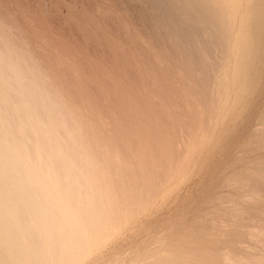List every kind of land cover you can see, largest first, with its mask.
Listing matches in <instances>:
<instances>
[{"label":"rangeland","instance_id":"obj_1","mask_svg":"<svg viewBox=\"0 0 264 264\" xmlns=\"http://www.w3.org/2000/svg\"><path fill=\"white\" fill-rule=\"evenodd\" d=\"M210 1L183 0L184 4L186 2L187 6H191H189V13H186L185 9L187 7L182 5L183 3L181 4V0H176V2H173L174 4L170 0H0V38L2 40H0V45L2 44L0 48L4 45V48L1 49L4 55L0 54L1 59L2 57L3 59L0 60L5 63L6 61L11 62L12 66L10 64L8 66L15 68V74L12 71L14 69H10L13 76L16 74L19 76L22 72L24 73L23 78H25L18 79L16 76V78L12 76L11 79L9 76L7 77L8 66H5L7 67L5 75H1L7 78L1 77V79L3 78V82L4 79L5 81L6 79L12 80H7L4 85H14H12L14 88L8 86L11 89L13 88L10 93L13 90H15L13 92L19 91L16 92V98L21 91V89L16 90V88L22 85V90L24 88L25 90L21 93L31 91L30 95L33 94L31 97L34 98L35 94L40 96L37 98L45 101L42 103H45L47 108L43 111L47 110L45 114L48 115L42 116V111H39L41 115L37 113V110L42 109V106H40L42 103H40V107L37 106L39 109L34 108L36 105L33 104L38 100L32 98V101L36 100L32 103L28 98L29 96H24L25 93L20 95L21 98L24 97L22 98L23 101L29 100L27 101L28 105H33V111H36L35 113L32 111L34 114L31 113V117H34L30 120L31 122L27 120L31 118L29 116L30 112L25 116L30 117L26 118L27 123H32L35 120L34 125L36 126L38 121L42 123L45 119L47 125L42 123L43 127L42 124L37 126L38 128L35 127L44 133L42 135L43 140L39 141L38 137L37 141L35 139L31 141V148L36 142L30 150V154L34 156L30 155L32 162L30 157L25 158V155L27 154L26 157H28L29 154L21 142L19 146L22 152H19L20 149L15 151L17 156L15 160H19H17L18 163L15 161L14 164H16L17 170L21 167L24 171L30 168L29 175H34L35 180H39L40 177L42 184L39 185L41 190H44V193L46 192L43 195L45 202L49 204L50 209L53 207L52 212L54 210V215L59 213L58 215L62 216V223L65 225L59 223L56 220L57 217L51 215V210L47 206V209L46 207H40L41 213H38L39 210L36 212V209L30 207L31 212L30 214L27 212L25 217L29 221H36L35 223L44 231L46 230L45 221L54 219V225L57 224L54 227L56 228L55 234L58 236L60 243L62 242V245L65 244L68 248L72 247V239H70L72 238V231L66 226V223L69 217L76 223L75 225L78 226L83 235V248L81 247L74 256L69 254L65 259V264H141L142 261V264H144L145 260H153L149 263L145 261L146 264H158L156 263L158 260L164 259L161 260L162 262L168 258L171 259L170 257L177 264H181V261L183 264L186 262L187 264H204L201 260L203 258V260L205 258L209 259L210 263L205 260L208 264L213 262V264H228L229 256L227 253H232L230 256L234 255L240 258L237 261L233 257L235 260L231 261L235 264L247 260L248 257L249 261L261 257H263L262 260L264 259V251H262L264 246L261 249L259 248L262 242L264 244V232L261 233L264 225L260 228V225L264 224V217L262 216L263 220L261 219L263 222L257 219L256 221L252 217L255 215V217L261 218L260 214L264 212V190L259 185L263 183V186L264 182L260 181L258 183L261 189L258 185H255V188L257 186L262 193L259 191H257L258 193L253 192L258 200H254L255 194L254 196L250 194L255 190L254 187L252 188L254 184L251 186L253 190L249 187L250 193L248 196L252 195L250 199L254 201L249 200V202L244 198V202H254V205L245 202L249 204L247 206L241 199L244 197L243 190L245 192L248 189L246 187L242 189L241 185L243 184L238 185V183H244L246 178L250 176L245 174L246 177H243L245 180L242 179L241 181L242 176H244L242 174L243 169L244 173L246 171L249 173V164L254 166L257 162L264 161V141L261 142L262 138L264 140V0H212V5L219 12L215 11L216 9L210 4ZM200 2L199 7L198 3ZM208 2V9L214 10L213 13H210V10L207 9ZM175 3L177 5L181 4V6L178 5L180 8L176 7ZM203 3L204 5H202ZM181 7H185L184 12ZM198 12L202 13L197 14ZM204 12L207 14L205 15ZM222 12H225L224 14L227 16ZM256 12L258 13L256 14ZM259 13L262 14L261 19ZM172 16L176 19L175 22H173L174 18ZM225 17H229L231 20L227 18V23H225ZM254 17H257L255 20L261 23L255 22ZM205 19L208 24H206L207 27L203 22L206 23ZM178 21H183L187 28H183L184 23L181 22V24L183 23L182 26ZM199 22L200 24H198ZM222 23L225 24L226 29L224 25L222 26ZM256 23L260 27H257ZM188 24L190 27L186 26ZM213 24H219L220 26L215 27ZM223 28L228 31L223 30ZM227 32L230 34L225 35L228 34ZM180 34L183 35V38L186 36L185 39L182 40ZM201 38H203V42L206 39L209 40V43L205 41L203 44L202 40H199ZM186 39L190 44L184 42ZM197 39L198 42L195 41ZM211 39L215 42L210 43ZM180 42H184L187 47L191 45V47L188 49ZM195 44L197 45L193 46ZM203 48H205V51ZM1 50L0 53H2ZM5 50L8 52H6L7 54ZM255 50L256 53L253 52ZM253 53H255L254 56ZM201 54L204 57L201 58ZM6 55L10 58L7 57L5 60ZM194 56H197L196 59ZM217 57L219 58L217 59ZM252 59L255 61L253 62ZM257 60L258 63L256 64ZM0 63L2 65H0L2 69L0 72L2 73L4 72L5 63ZM192 64H195V67ZM213 65L218 68L214 70ZM233 65L234 68L231 67ZM223 67L230 70H224ZM201 68H205L203 70L207 71L205 72ZM191 69L196 70H194V76ZM198 69L201 70L199 75L201 81L198 78L196 79V76H198L196 73L200 72ZM221 71L225 73L223 78ZM251 71L254 72L251 73L252 75L250 74ZM205 73H208V77ZM244 74H247V78L251 77V82H249V79L247 81ZM20 76L22 77V75ZM236 77L240 78L237 79ZM204 78L209 80L206 81ZM241 78L243 79L242 83ZM15 79H18L19 83ZM13 80L17 83H12ZM245 80L249 83H246ZM23 81L26 83L28 81L29 85L24 86L25 82ZM232 82H234V85H231ZM235 83L239 87L241 85V87L239 88L237 85L234 87ZM206 84L208 87H206ZM27 87H30L31 90L28 91ZM244 87L246 88L245 92ZM4 88L6 89V87ZM207 88L209 92L205 91ZM6 90L5 92L0 90L1 94H3L2 92L6 93V97L4 94V97L3 95L0 96L2 101L7 99L12 102V99L15 100L14 93L10 95V93H7L9 91ZM7 95L9 96L7 97ZM25 95H28V93ZM166 95L168 96L166 97ZM10 96H13V98L10 99ZM20 97L18 96L19 99ZM17 101L22 102L18 99ZM17 101L15 100L18 105L15 103V110L19 108V112L22 104L20 106ZM30 101L32 105L29 104ZM5 103L6 101L0 103V105L4 104L2 110H0L4 111L2 114L0 112L1 117L7 120L10 114H13L11 116L13 122L10 121L11 118L10 120L8 118V122H6L9 125L10 122L12 123L11 128L18 125L17 128L19 129L20 125H23L20 121L22 116H18V119L16 114L18 112H15L14 108L12 109L10 106H8V110H11V113L8 115ZM35 104L38 105V103ZM12 105L14 106L13 102L11 107ZM29 106L26 105V108ZM213 109L215 116L211 113ZM31 110L32 108L28 111ZM54 113L58 114L55 116L56 118L52 117L53 119H51V115L53 116ZM14 114L18 122L13 118L15 117ZM40 117L43 120L40 121ZM57 117L58 122L62 120L63 123L54 124L53 129V123H50H55ZM24 119L23 117L21 120L24 121ZM184 120L186 123L183 122ZM2 121L4 122V120ZM41 127L46 128V131L42 130ZM12 129V131L18 130ZM59 129L64 130L65 133ZM261 129L263 134L261 131L259 132ZM54 130L57 132L55 133ZM260 134L262 138L258 140L257 137L259 138ZM50 135L54 136L52 142L55 147L51 142H48L51 140ZM55 135L58 139L55 138ZM58 135H62L66 139ZM44 136H47V140L44 139ZM59 140H63L65 144ZM37 142L39 145H37ZM43 149L46 150L43 151ZM24 150H26V154H24ZM55 153H58L61 160ZM41 154L44 156H41ZM21 156L28 164L22 162ZM55 156L58 161L55 160ZM38 157L46 163H41L43 161L38 160ZM33 158L36 159V162ZM44 158L46 159L44 160ZM51 158H53L54 163L56 162L55 164L52 163ZM62 160L64 164H61L63 163ZM34 163H37L35 166L38 171L40 168L45 170L38 173ZM262 163L264 164V162ZM30 164L34 167L32 168ZM53 164L54 167L59 164V168H54ZM111 164L113 168H110L112 167ZM259 164H257L259 166L257 167L261 168V171L257 170L262 172L264 167ZM62 165L66 167H62ZM23 166L27 167L23 168ZM245 166H247V170ZM253 166H251V169L253 168L254 176L259 177L263 174L260 177L264 178V172L259 174ZM70 167L74 170L73 172ZM110 170L111 172H109ZM27 172H22L21 176L22 174L28 175ZM256 172L259 175H255ZM240 173L242 176L238 175ZM233 175L235 181L236 179L240 180H237L238 183L231 181L230 178H233ZM73 177L78 178L73 179ZM253 178L256 179V177ZM42 179L48 184L46 185ZM227 181H230L231 185L228 186ZM246 181L247 184L249 180ZM234 184L238 187L236 185L232 187ZM125 185L126 187H124ZM62 192L66 194H64L67 197H64L66 201H64ZM25 194L21 193L17 197L22 198ZM261 195L263 196L262 199L260 198ZM245 197H247V194ZM10 198L6 202L7 209H4L3 205L4 210L9 211L10 207L16 205L13 202L15 198H11L13 201ZM233 198L237 207L232 205L234 201L231 199ZM247 198L249 199V197ZM238 200L241 202L237 203ZM11 202L14 205H11ZM49 202L53 203L52 205L55 207L50 206L51 203ZM227 208L228 210L230 208L231 211L229 212ZM236 208L239 209L236 210L239 214H243L244 219L243 216L240 219L241 215L239 216L238 213L235 214L237 218H234ZM46 210L49 212H45ZM231 213H233V221L237 222L239 220L238 224H233L232 220L230 222L231 215L229 214ZM249 214L250 216H247ZM13 216L11 215L12 222L18 225L17 218ZM42 216L47 220L43 219ZM226 216H230V218L227 219ZM34 217L37 220H34ZM238 217L240 218L238 219ZM213 221H215V224ZM258 221L262 223L259 224ZM258 228H260V232ZM64 230L68 231L65 232ZM5 233L0 232V235L3 236H0V243H2L0 248L4 250L3 253L7 258L14 259L10 261L7 259V264H17L15 257L6 245L10 241L11 235L8 234L9 232ZM248 233L256 236H253L251 240V234ZM43 234L46 236V231ZM6 235H10V237L8 236V238ZM257 236L261 237H259V240L261 239L258 242L259 245L255 242ZM20 237L23 239L24 235L21 233ZM21 243L24 245H20V255H22L20 259H24V261L21 262L20 260V262L31 264L26 255V250L22 252L25 249L23 246L26 247L27 244L24 241ZM40 244H36L37 246L34 244L38 255H42L46 251L47 243H42L44 248ZM254 244H256V247H254ZM255 249L256 251H254ZM257 251H260V255L253 254ZM194 252L200 254L196 255ZM192 253L195 258L199 255L201 259L198 256L199 258L193 260ZM10 254L13 257H10ZM176 254L179 255L178 258ZM201 254H203V257ZM252 254L253 256H251ZM190 255L193 259L190 258ZM220 256L226 259L222 261ZM153 257L155 258L153 259ZM169 259L167 263L165 262L166 264L169 261V264L173 262ZM160 264H163V262Z\"/></svg>","mask_w":264,"mask_h":264},{"label":"bare ground","instance_id":"obj_2","mask_svg":"<svg viewBox=\"0 0 264 264\" xmlns=\"http://www.w3.org/2000/svg\"><path fill=\"white\" fill-rule=\"evenodd\" d=\"M170 1H172V3H173V2H176V0H175V1L170 0ZM181 1H182L181 4L183 3L182 5L185 6V5H186V2H185V4H184L183 0H181ZM185 1H187V0H185ZM204 1H206V0H204ZM211 1H212V0H211ZM211 1H210V4L212 5ZM177 2H178V1H177ZM195 2H196V1H195ZM252 2H253V1H252ZM158 3H159V2H158ZM205 3H206V2H205ZM163 4H164V3H163ZM173 4H174V3H173ZM181 4H178V5L181 6ZM198 4H199V7H200L201 2L198 3ZM217 4H218V3H217ZM219 4H220V3H219ZM221 4H222V3H221ZM175 5H177V4L175 3ZM178 5H177L176 7H179ZM187 5H188V4H187ZM187 5H186L185 7L188 8L190 5H189V6H187ZM202 5H204V3H203ZM202 5H201V6H202ZM208 5H209V2H208V4H207V9H208ZM259 5H260V4H259ZM212 6H213V5H212ZM220 6H221V5H220ZM185 7H184V8H185ZM190 7H191V6H190ZM190 7L188 8V10H187V8L185 9V10L187 11L186 13H189ZM203 7H204V6H203ZM213 7H214V6H213ZM213 7L210 6V8H213ZM258 7H259V6H258ZM179 8H180V7H179ZM182 8H183V7H181V9H182ZM184 8H183V10H182L183 12H184ZM205 8H206V7H205ZM214 8H215V7H214ZM214 8H213V9H214ZM221 8H222V7H221ZM226 8H228V7H226ZM253 8H254V7H253ZM166 9H167V8H166ZM168 9H169V8H168ZM181 9H179V10H181ZM193 9H194V8H193ZM215 9H216L215 11L218 10L217 8H215ZM254 9H255V8H254ZM174 10H175V9H174ZM209 10H210V13H211V12L213 13V11H214V10L211 11L212 9H208V11H209ZM220 10H221V9H220ZM228 10H229V9H228ZM230 10H231V9H230ZM230 10H229V11H230ZM172 11H173V10H172ZM176 11H177V10H176ZM221 11H222V10H221ZM256 11H259V10H256ZM161 12H162V11H161ZM166 12H167V11H166ZM183 12H182V13H183ZM202 12H203V11H202ZM202 12H201V13H202ZM217 12H219V11H217ZM217 12H216V13H217ZM253 12H255V11H253ZM162 13H163V12H162ZM201 13L198 12L197 14H201ZM204 13H205V15L207 14L206 12H204ZM222 13H223V12H222ZM224 13H225V12H224ZM224 13H223V14H224ZM257 13H258V12H256V14H257ZM261 13H262V12H261ZM261 13H259V14H261ZM184 14H185V13H184ZM195 14H196V13H195ZM262 14H263V13H262ZM262 14L260 15V19H261V17H262ZM205 15H204V16H205ZM217 15H218V13H217ZM224 15L227 16L226 14H224ZM163 16H164V15H163ZM173 16H174V15H173ZM173 16H172V18H174ZM175 16H176V15H175ZM204 16H203V17H204ZM255 16H256V15H255ZM183 17H184V16H183ZM186 17H187V16H186ZM198 17H199V16H198ZM257 17H258V16H257ZM257 17H254V20H255ZM167 18H168V16H167ZM206 18H208V17H206ZM220 18H221V17H220ZM225 18H226V17H225ZM225 18H224V19H225ZM227 18H228L229 20H231L229 17H227ZM227 18L225 19V20H226L225 23H227ZM232 18H233V17H232ZM174 19H175V18H174ZM174 19H173V22L176 21V19H175V20H174ZM199 19H200V18H199ZM199 19H198V20H199ZM210 19H211V18H210ZM258 19H259V18H258ZM260 19H259V20H260ZM171 20H172V19H171ZM205 20H206V19H205ZM225 20H223V21H225ZM183 21H184V18H183ZM183 21H181V22H183ZM178 22H179V24H181L180 21H178ZM203 22H204V24H205V26H206V24H207V20H206V23H205V21H203ZM213 22H214V20H213ZM213 22H212V23H213ZM228 22H229V21H228ZM255 22H257V20H255ZM170 23H171V22H170ZM183 23H184V22H183ZM183 23L181 24L182 26H183ZM185 23H186V20H185ZM185 23H184V27H183V28H187V27H185ZM195 23H196V22H195ZM217 23H218V22H217ZM219 23H220V22H219ZM232 23H233V21H232ZM253 23H254V22H253ZM257 23L260 24L261 22H260V23L257 22ZM257 23H256V24H257ZM174 24H175V23H174ZM198 24H200V22H199ZM204 24H202V25L204 26ZM220 24H221V23H220ZM258 24H257V27H260V26H258ZM207 25H208V24H207ZM213 25H214V24H213ZM223 25L225 26V24L222 23V26H223ZM226 25H227V24H226ZM228 25H229V24H228ZM175 26H176V25H175ZM186 26L190 27L189 24L186 25ZM214 26L217 27V26H220V25H219V24H215ZM230 26L232 27V25H230ZM254 26H255V25H254ZM206 27H207V26H206ZM209 27H211V26H209ZM227 28H228V26H227ZM232 28H233V27H232ZM179 29H180V28H179ZM225 29H226V26H225ZM225 29L223 28V30H225ZM228 29H229V28H228ZM183 30H184V29H183ZM189 30H190V28H189ZM230 30H231V29H230ZM230 30H229V31H230ZM190 31H191V30H190ZM195 31H196V30H195ZM197 31H198V30H197ZM225 31H228V30H225ZM172 32H174V31H172ZM252 32H253V31H252ZM175 33H176V32H175ZM185 33H186V32H185ZM188 33H189V32H188ZM201 33H202V32H201ZM222 33H223V32H222ZM227 33H228V32H227ZM254 33H255V30H254ZM182 34L185 35L184 33H182ZM220 34H221V33H220ZM229 34H230V33L225 34V35H229ZM256 34H257V31H256ZM183 35L180 34V36H181L180 38H182V40L185 39V37H186V36H184V38H183V37H182ZM257 35H258V34H257ZM196 36H197V35H196ZM250 37H251V36H250ZM252 37H253V36H252ZM197 38H198V37H197ZM226 38H228V37L226 36ZM226 38H225V39H226ZM251 39H252V38H251ZM255 39H256V38H255ZM0 40H1V38H0ZM199 40H202V42H203V38H201V39H199ZM227 40H228V39H227ZM1 41H2V40H1ZM1 41H0V42H1ZM180 41H181V39H180ZM191 41H192V40H191ZM195 41L198 42V39L195 40ZM205 41H207L206 43H209V42H208L209 40L206 39ZM205 41H204V42H205ZM213 41L215 42V40H212V39H211L210 43L213 42ZM184 42H187V43H188L189 41H187V39H186ZM184 42H180V43H181V44H182V43L184 44ZM199 42H200V41H199ZM204 42H203V44H204ZM226 42H227V41H226ZM178 43H179V42H178ZM187 43H186V44H187ZM256 43H257V42H256ZM7 44H8V43H7ZM188 44H190V43H188ZM1 45H2V44H1ZM1 45H0V47H1ZM184 45H185V44H184ZM196 45H197V44H195V45H193V46H196ZM198 45H199V44H198ZM205 45H206V44H205ZM3 46H4V45H3ZM3 46H2V48H0V50L4 48ZM179 46H180V44H179ZM199 46H200V45H199ZM202 46H203V45H202ZM180 47H181V46H180ZM182 47H183V45H182ZM185 47L189 49V47H191V45H189V47H187V45H185ZM185 47H184V48H185ZM197 47H198V46H197ZM203 47H205V46H203ZM209 47H210V46H209ZM177 48H178V47H177ZM184 48H183V49H184ZM186 48H185V49H186ZM198 48H199V47H198ZM205 48H206V47H205ZM205 48H203L204 51H205ZM179 49H180V48H179ZM181 49H182V48H181ZM183 49H182V50H183ZM185 49H184V50H185ZM190 49H191V48H190ZM6 50H8V49L6 48ZM6 50H5V53L7 52ZM186 50H187V49H186ZM191 50H192V49H191ZM197 50H198V49H197ZM199 50H200V49H199ZM201 50H202V49H201ZM1 51H2V50H1ZM253 52L256 53V50L253 51ZM7 53H8V52H7ZM7 53H6V54H7ZM194 53H195V52H194ZM194 53H193V54H194ZM255 53H253V56L255 55ZM0 54H3V51H2V53H0ZM3 55H4V54H3ZM206 55H207V54H206ZM189 56H190V55H189ZM258 56H259V55H258ZM258 56H257V57H258ZM7 57L10 58L8 55H6V57H5L4 59L6 60ZM13 57H14V56H13ZM13 57H11V58H13ZM191 57L193 58V56H191ZM194 57H195V59H196L197 56H194ZM202 57H204V56H202V54H201V58H202ZM205 57H206V56H205ZM230 57H231V56H230ZM218 58H219V57H217V59H218ZM233 58H234V57H233ZM235 58H236V57H235ZM251 58L254 59L255 57H251ZM0 59H1V57H0ZM2 59H3V57H2ZM2 59H1V60H2ZM193 59H194V58H193ZM253 59H252V61L254 62L255 60H253ZM255 59H256V58H255ZM1 60H0V62H2V63L4 64L5 62H4V61H1ZM201 60H202V59H201ZM203 61H204V59H203ZM241 61H242V59H241ZM8 62H9V61H8ZM8 62L6 61L7 64H6V63H5L6 65L4 64V68H3V69H4V72H2V73L0 72V90H2V91L5 92V90L8 89V90H6V91H9V92H7V93L9 94V93H10V90H12V89L14 88V87H13L14 85H13V84H8V85H10V86L13 85V86H12L13 88L11 89V87H9L8 85H6V86L4 85L5 82H7V80H10V79H6V81H5V79H4V82H3L2 79L5 78L6 76H7V77L9 76L11 79H12L13 77H14V78L17 77L18 79H20V78L22 79L24 73L20 72L19 76H17V74L13 76V74H15V72H14V71H15V68H11L10 66H8V65L11 63V62H10V63H8ZM257 63H258V60H257L256 64H257ZM210 64H211V63H210ZM219 64H220V63H219ZM253 64H255V63H253ZM0 65H1V63H0ZM10 65L12 66V64H10ZM13 65H14V64H13ZM192 65H194V67H195V64H192ZM203 65H204V64H203ZM215 65H217V64L215 63ZM226 65H227V63H226ZM228 65H229V64H228ZM1 66H2V65H1ZM5 66H8V70H7V71H6V68H7V67H5ZM190 66H191V65H190ZM201 66H202V65H201ZM211 66H212V65H211ZM211 66H210V67H211ZM221 66H222V63H221ZM235 66H236V65H235ZM238 66H239V64H238ZM240 66H241V64H240ZM192 67H193V66H192ZM194 67H193V68H194ZM213 67H214V65H213ZM229 67H230V66H229ZM231 67L234 68V65L231 66ZM251 67H253V66H251ZM215 68H218V67H214V70H215ZM219 68H220V67H219ZM221 68H222V67H221ZM236 68H237V67H236ZM256 68H257V67H256ZM10 69H14V70H12V71L14 72L13 74H12V71H10ZM27 69H28V68H27ZM189 69H190V67H189ZM195 69H196V68H195ZM195 69H193V70L191 69V70L193 71V76H194V74H195V73H194V70H195ZM203 69H205V68H203ZM203 69L201 68V70H203ZM223 69H224V70H227V71L230 70V69H225L224 67H223ZM223 69H222V70H223ZM198 70H199L200 72L198 71L199 73H196V74H198V76H196V79L198 78V79L201 81V78H199V75H200V73H201V70H200V69H198ZM220 70H221V69H220ZM231 70H232V69H231ZM239 70H240V69H239ZM252 70H253V69H252ZM0 71H2L1 68H0ZM5 71H6V73H7L8 75H6V76L3 77L2 75H3V74L5 75ZM8 71H10V73H8ZM195 71H196V70H195ZM203 71H205V70H203ZM206 71H207V70H206ZM206 71H205V72H206ZM210 71H211V70H210ZM227 71H226V74H227ZM232 71H234V70H232ZM232 71H230V72H232ZM249 71H250V70H249ZM16 72H17V71H16ZM23 72H24V71H23ZM208 72H209V71H208ZM237 72H238V71H237ZM239 72H240V71H239ZM191 73H192V72H191ZM202 73H204V72H202ZM212 73H213V72H212ZM212 73H211V76L213 75ZM221 73H222V71H221ZM228 73H229V72H228ZM235 73H236V72H235ZM245 73H246V72H245ZM251 73L253 74L254 72L251 71L250 74H251ZM1 74H2V75H1ZM11 74H12V75H11ZM207 74H208V73H205L206 77H208ZM223 74L225 75V73H222V78H223ZM247 74H248V73H247ZM247 74H246V75H247ZM252 74H251V75H252ZM10 75H11V76H10ZM20 75H22V77H21ZM27 75H28V74H27ZM201 75H203V74H201ZM232 75H233V74H232ZM238 75H239V74H238ZM244 75H245V74H244ZM244 75H243V76H244ZM246 75H245L244 77L247 78ZM248 75H249V74H248ZM251 75H250V76H251ZM12 76H13V77H12ZM15 76H16V77H15ZM203 76H204V75H203ZM214 76H215V75H214ZM220 76H221V75H220ZM227 76H229V75H227ZM236 76H237V75H236ZM239 76H240V75H239ZM1 77H3V78L1 79ZM7 77H6V78H7ZM216 77H217V76H216ZM224 77H226V76H224ZM229 77H231V76H229ZM244 77H242V78H244ZM232 78H234V77H232ZM236 78H237V77H236ZM236 78H235V79H236ZM238 78H240V77H238ZM238 78H237V79H238ZM242 78H241V83L243 82V81H242V80H243ZM246 78H244V79H246ZM250 78H251V77H250ZM250 78H247V81H248V79H249V82H251V81H250V80H251ZM18 79H17V80H18ZM23 79H25V78H23ZM194 79H195V77H194ZM204 79L206 80V78H204ZM204 79H203V80H204ZM1 80H2V81H1ZM15 80H16V79H15ZM17 80H16V81H17ZM31 80H32V79H31ZM207 80H209V79H207ZM207 80H206V81H207ZM10 81H12V80H10ZM16 81L14 82V80H13L12 83H17L18 81H17V82H16ZM197 81H198V80H197ZM224 81H225V80H224ZM233 81H235V80H233ZM239 81H240V80H239ZM2 82H3V83H2ZM23 82H25V81H23ZM41 82H42V81H41ZM202 82H204V81H202ZM225 82H227V81H225ZM230 82H231V80H230ZM230 82H229V83H230ZM245 82H246V80H245ZM249 82H246V83H249ZM8 83H9V82H8ZM18 83H19V82H18ZM27 83H28V81H27ZM27 83L25 82V85H24V86H28L29 83H28V84H27ZM33 83H34V82H33ZM156 83H157V82H156ZM160 83H161V82H160ZM229 83H228V84H229ZM233 83H234V82H232L231 85H234ZM236 83H237V82H236ZM236 83H235V86H234V87H236V85H237ZM246 83H244V84H246ZM6 84H7V83H6ZM202 84H204V83H202ZM238 84H239V83H238ZM19 85L21 86L22 84L20 83ZM200 85H201V84H200ZM206 85H207V84H206ZM229 85H230V84H229ZM16 86H18V85L16 84ZM22 86H23V85H22ZM22 86H21V87H18V88L15 87V88H16V90H17V89H21V91H23V90H25V88L23 87L24 89L22 90ZM33 86H34V85H33ZM201 86H202V85H201ZM227 86H228V85H227ZM249 86H250V85H249ZM4 87H6V89H5ZM8 87H9V88H8ZM206 87H208V85H207ZM206 87H205V88H206ZM237 87H239V86L237 85ZM240 87H241V85H240ZM240 87H239V88H240ZM242 87H243V86H242ZM245 87H246V86H245ZM245 87H244V88H245ZM27 88H28V91H29V89L31 90L30 87H27ZM27 88H26V91H27ZM201 88H204V87H201ZM246 88H247V87H246ZM246 88H245L244 92L246 91ZM4 89H5V90H4ZM36 89H37V88H36ZM39 89H42V88H39ZM199 89H200V88H199ZM228 89H229V87H228ZM232 89H234V88H232ZM242 89H243V88H242ZM242 89H241V90H242ZM247 89H248V88H247ZM34 90H35V89H34ZM34 90H33V91H34ZM37 90H38V89H37ZM49 90H50V89H49ZM158 90H159V89H158ZM163 90H164V89H163ZM223 90H225V89H223ZM226 90H227V89H226ZM239 90H240V89H239ZM239 90H238V91H239ZM2 91H1V92H2ZM13 91H15V90H13ZM13 91H11V93H14V97L16 98L15 95H16V92H17L18 90H17L16 92H13ZM21 91H20V93H19V95H18L19 97H20V95H21L22 93H25V94L28 93V95H25V94H24V96H27V97L29 96L28 98H29L30 100L33 98V97H31L33 94L30 95L31 91H29V92H25V91H24V92H22V93H21ZM40 91H41V90H40ZM43 91H44V90H43ZM45 91H46V89H45ZM205 91L207 92V91H208V88H207V90H205ZM230 91H232V90H230ZM4 92H2V93L5 95L6 93H4ZM18 92H19V91H18ZM208 92H209V91H208ZM225 92H226V91H225ZM11 93H10V95H11ZM3 94L0 93V96L3 95ZM17 94H18V93H17ZM4 95H3V97H4ZM22 95H23V94H22ZM8 96H9V95H7V97H8ZM18 96H17V98H16L15 100L17 101V99H18V100L22 101L21 103H19V102L17 101V102L20 104V106H21V104H22V108L19 110V112H18V109H19V108H17V110H15V108H16L15 106L17 105V103L15 102L14 99H12L13 96H12V97L10 96V97H11L10 99H12L11 101L14 103V106L12 105V107H11V103H12V102L8 101L6 98H5L6 100L2 101V99L0 98V100H1L0 103H3V102L6 101V103H5V108H6L7 110L9 109L8 106H10V108H12V109L14 108L15 112H18V113H16V114H17V118H18V116H19V117L22 116V118H23V117L25 118L24 121H22V120H21L22 118L20 117V121L23 123V125L21 126V125L18 123V124L20 125L19 129L17 128L18 125H16V126H14V127H12V128H15V129H18V130H16V131H15V130L12 131L13 129L10 127V125L12 126V123H11L10 121H12L11 116H13V114H10V117H8L9 113H11V112H10L11 110L6 111V113L8 112V113H7L8 115H6V116L9 118V120H10V118H11V120L9 121V122H10V125L7 124V122H8V118H7V120H5V119H3V117H1V114H2V112H4V111H0V112H1V114H0V224H1V225H0V226H1L0 232L3 231V233H5V232L7 231V232H9L8 234L11 235V237H10V235H6L7 237L9 236V237L11 238V239H10V238L8 237L10 241L7 243L8 238L5 237V238L7 239V240H6V243H7L6 245H7L8 250H10V253L15 257V260L17 261V264H18V262H20V260H21L20 258L22 257V255H20V254H21V253H20V252H21V251H20V249H21L20 245L23 244V243H21V242H23V241L26 242L27 245H26V247L23 246V248H25V249H23L22 252L26 250V252H27L26 255H27L28 258L30 259L29 261L31 262V264H65V263H66V262H65V259L68 257V255H69V254H70L71 256H72V255H73V256L76 255V254L78 253V251L81 249V247L83 246V245H82V243H83V235H82L81 230L78 228V226L75 225L76 223H75L72 219H69L70 217H69V218L67 217V218H68V221H67V223H66V226L69 227V228L71 229V231H72V235H71L72 238H70V239H72V247L68 248L67 246H65V244L62 245V242L60 243V241H59V239H58V236L55 234V233H56V232H55V229H56V228H54V227H55V225H57V224L54 225V222H53L54 219H52V221H51V220L48 221L47 218L45 219V218L42 216L43 219L47 220V221H45V223H44L45 226H46V227H45V228H46L45 231H46V234H47V235L44 236V234H43V233H45L44 229L40 228V226H38V225L35 223L36 221L33 222V220H32L33 218L30 219V220H32V221H29V220H27V217H25L27 212H29L28 214H30V212H31L30 207L33 208V209H36V212H37V210H39V211L41 210L40 207H46V206H47V207L49 208V206H48L49 204H47V203L45 202V198L43 197V195L46 194V192L44 193V192H43L44 190H41L40 185H41L42 183L40 182V180H41L40 177H39V180H35V179L33 178L34 175H33V176H32L31 174L29 175V170H31L29 167H28V168H29L28 170L25 169L26 171H28V172H27L28 175H27V174H25V175L22 174V176H21V173H22V172H26V171L22 170V169H21L22 167L19 168L18 166H17V167H18L20 170H22V171H20L19 169H18V170L16 169V164H14V163H15V161L18 163L17 160H19V159H16V160H15V158H17V156L15 155V151H16V150L19 151L18 149H20L19 152H22V151H21V148H20V146H19V144H21V142H22V146L24 145V147H26V150H27V152H28V154H29V156L26 157V155H27L26 152H25L26 150H24V152H25L24 154H26V155H25V158H27V159H28L29 157L31 158L30 155L33 156V154H30V150L34 147V145H35L36 142L33 144L32 148H31L30 144L32 143L31 141H33V139H35L36 141H37V138H38V137H39V138H38L39 141L42 139V135H43L44 132L42 133L41 130L37 129V128H38L37 126H41L42 123L45 124V125H47L46 122L44 121L45 119H44V120L41 119V117H42L43 115H47V113L45 114V112H47V110H46L45 112L43 111V110H45V108H47V107L45 106V103H42V102H45V101H43L42 99H39V100L41 101V102H40V101L38 100V98H39L40 96H38V95L35 94V95H34V98H35L36 100H38V101H37V102H35L36 100L32 101L34 98H33L31 101H32V103H33V102L38 103V105L35 104V103L33 104V105H36V107H34V108H36V109L38 108L37 106H39L40 103H42V104L40 105V106H42V107H41L42 109L40 110V109L38 108L39 110H37V111H38L37 113L41 115V112L39 113V111H42V116H41L39 119H40V121L43 120V122L41 123V122H39L38 119H37V121H38L40 124L37 122V125L35 126L34 124H35L36 121L33 119L34 121H32V123H29V122L27 123V120H29V121L32 120V117H33V116L31 117V115L34 114L36 111H33V107H32L33 105L31 104V101L29 102V104H31L32 106H29L28 103H27V101H29V100L26 99V100H25L26 102H25V101H23L24 99L22 100V98H24L23 96H22V98L20 97V99L18 98ZM35 96H36V97H35ZM164 96H165V95H164ZM167 96H168V95H166V97H167ZM3 97H2V98H3ZM5 97H6V95H5ZM37 97H38V98H37ZM51 97H52V96H51ZM175 97H176V96H175ZM213 97H214V96H213ZM41 98H42V97H41ZM47 98H48V97H47ZM162 98H163V97H162ZM218 98H219V97H218ZM54 99H55V98H54ZM164 99H165V98H164ZM212 99H213V98H212ZM13 100H14V101H13ZM52 100H53V99H52ZM242 100H243V99H242ZM58 101H59V100H58ZM170 101H171V100H170ZM8 102H9V105H8ZM23 102H25V103H27V104H25V103L23 104ZM54 102H55V100H54ZM15 103H16V105H15ZM55 103H56V102H55ZM6 104H7V107H8V108L6 107ZM43 104H44L45 107L43 106ZM60 104H61V103H60ZM168 104H169V103H168ZM26 105L29 106L30 108L27 107V108H28V109H27V108H26ZM2 106H4V104L0 105V108H1L0 110H2ZM17 106H18V105H17ZM40 106H39V107H40ZM169 106H170V104H169ZM23 107H24V110H23ZM43 107H44V109H43ZM56 107H57V106H56ZM31 108H32V110H31V111H28V110L31 109ZM58 108H59V107H58ZM173 108H174V107H173ZM3 109H4V107H3ZM6 109H5V110H6ZM36 109H35V110H36ZM179 109H180V108H179ZM59 110H60V109H59ZM174 110H175V109H174ZM204 110H205V109H204ZM32 111H33L34 113H32ZM53 111H55V110H53ZM53 111H52V112H53ZM62 111H63V110H62ZM13 112H14V111H13ZM13 112H12V113H13ZM15 112H14V113H15ZM29 112H30V113H29ZM43 112H44V113H43ZM189 112H190V111H189ZM197 112H198V111H197ZM28 113L30 114L29 116H30L31 118H30V117H25V116H27ZM31 113H32V114H31ZM50 113H51V112H50ZM50 113H48V114L50 115ZM60 113H61V112H60ZM176 113H177V112H176ZM190 113H191V112H190ZM211 113H213V115H214V109L212 110ZM4 114H5V113H4ZM18 114H19V115H18ZM20 114H21V115H20ZM25 114H26V115H25ZM57 114H58V113H57ZM57 114L54 113L53 116L51 115V119L56 118L55 116H57ZM63 114H64V112H63ZM215 114H216V113H215ZM59 115H60V114H59ZM14 116H15V117H13V118L15 119V121L18 122V119H19V118L16 119V115H15V114H14ZM47 116H48V115H47ZM184 116H185V115H184ZM210 116H212V115L210 114ZM214 116H215V115H214ZM35 117H36V115H35ZM52 117H53V118H52ZM212 117H213V116H212ZM4 118H5V117H4ZM26 118H30V119H27V120H26ZM33 118H34V117H33ZM37 118H38V117H37ZM43 118H44V117H43ZM46 118H47V117H46ZM49 118H50V117H49ZM49 118H48V119H49ZM59 118H60V116H59ZM61 118H62V117H61ZM14 119H13V120H14ZM48 119H47V120H48ZM63 119H64V118H63ZM191 119H192V118H191ZM2 120H4V122L7 121L6 124H4V122H3ZM47 120H46V121H47ZM56 120H57V122H56ZM58 120H59V119H58V117H57V119H55V123H54V122H51L50 124L53 123V124H52V126H53V125L56 124V123H60V122H62V120H61L60 122H58ZM263 120H264V119H263ZM25 121H26V123H25ZM49 121H50V120H49ZM65 121H66V120H65ZM12 122H13V121H12ZM21 122H20V123H21ZM30 122H31V121H30ZM44 122H45V123H44ZM183 122H185V120H184ZM14 123H15V122H14ZM24 123H25V124H24ZM47 123H48V121H47ZM62 123H63V122H62ZM62 123H60V124H62ZM185 123H186V122H185ZM32 124H33L34 126H33ZM38 124H39V125H38ZM43 124H42V127H43ZM68 124H69V123H68ZM63 125H65V124H63ZM104 125H105V124H104ZM52 126H51V127H52ZM58 126H59V124H58ZM61 126H62V125H61ZM175 126H176V125H175ZM35 127H37V128H35ZM42 127H41V129L44 130V131H46V130H45L46 128L43 129ZM44 127H45V126H44ZM51 127H50V129L52 130ZM62 127H64V126H62ZM107 127H108V126H107ZM180 127H181V126H180ZM39 128H40V127H39ZM55 128H57V127H55ZM195 128H196V127H195ZM47 129H48V128H47ZM53 129H54V126H53ZM67 129H68V128H67ZM176 129H177V126H176ZM262 129H263V128H262ZM262 129L259 130V132L261 131V133L263 134L264 131L262 132ZM51 130H50V131H51ZM59 130L62 131V129H59ZM52 131H53V130H52ZM52 131H51V132H52ZM54 131H55V130H54ZM63 131H64V130H63ZM63 131H62V132H63ZM66 131H67V130H66ZM178 131H179V130H178ZM56 132H57V131H55V133H56ZM58 132H59V131H58ZM62 132H60V133L62 134ZM47 133H49V132L47 131ZM47 133H45V134H47ZM60 133H59V134H60ZM64 133H65V131H64ZM53 134H54V132H53ZM175 134H176V133H175ZM179 134H180V133H179ZM183 134H184V133H183ZM51 135H52V134H51ZM51 135H50V139H51V140H49L48 142H51V143L53 144L52 139H53L54 136L52 137ZM56 135H57V134H56ZM56 135H55V138L58 139V137H57ZM96 135H97V134H96ZM255 135H256V134H255ZM258 135H259V134H258ZM40 136H41V137H40ZM58 136H60L61 138H64L62 135H58ZM69 136H70V134H69ZM71 136H73V135L71 134ZM261 136H262V135L260 134L259 138L257 137V139L260 140V138H262ZM44 137H45L44 139L47 140V139H46L47 136H44ZM48 137H49V135H48ZM60 137H59V138H60ZM105 137H106V136H105ZM177 137H178V136H177ZM178 138H180V137H178ZM64 139H66V138H64ZM187 139H188V138H187ZM262 139H263V138H262ZM262 139H261V142L264 141V140H262ZM42 140H43V139H42ZM45 140H44V141H45ZM44 141H42V142L44 143ZM59 141H60V142H63V140H62V141L59 140ZM59 141L57 142V144L59 143ZM97 141H98V140H97ZM177 141H178V139H177ZM19 142H20V143H19ZM66 142H67V141H66ZM183 142H184V141H183ZM63 143H64V142H63ZM52 144H49V145H52ZM55 144H56V142H55ZM64 144H65V143H64ZM71 144H72V143H71ZM184 144H185V143H184ZM37 145H39L38 142H37ZM49 145H47V146H49ZM61 145H62V144H61ZM40 146H41V145H40ZM53 146L55 147L54 144H53ZM24 147H23V148H24ZM41 147H43V146H41ZM50 147H51V146H50ZM70 147H71V146H70ZM72 147H73V144H72ZM72 147H71V148H72ZM35 148H36V147H35ZM38 148H39V146H38ZM43 148H44V147H43ZM45 148H46V145H45ZM48 148H49V147H48ZM57 148H59V147L57 146ZM74 148H75V147H74ZM36 149H37V148H36ZM39 149H41V148H39ZM46 149H47V148H46ZM46 149H45V150H46ZM54 149H55V148H54ZM60 149H61V148H60ZM69 149H70V148H69ZM75 149H76V148H75ZM75 149H74V150H75ZM22 150H23V149H22ZM45 150L43 149V151H45ZM180 150H181V149H180ZM37 151H38V149H37ZM43 151H42V152H43ZM47 151H48V150H47ZM50 151H51V150H50ZM54 151H55V150H54ZM66 151H67V150H66ZM181 151H182V150H181ZM181 151H180V152H181ZM34 152H35V151H34ZM51 152H52V151H51ZM59 152H60V151H59ZM59 152H58V153H59ZM108 152H109V151H108ZM58 153H57V154L55 153V154L58 156ZM67 153H69V151H67ZM35 154H36V153H35ZM46 154L48 155V153H46ZM53 154H54V153H53ZM60 154H62V153H60ZM20 155H22V154L20 153ZM42 155H43V154H41V156H42ZM49 155H50V154H49ZM62 155H63V154H62ZM62 155H61V156H62ZM67 155H68V154H67ZM80 155H81V154H80ZM85 155H86V154H85ZM35 156H36V155H35ZM41 156H39V157H41ZM43 156H44V155H43ZM83 156H84V155H83ZM21 157H22V156H21ZM33 157H34V156H33ZM39 157H38V160L43 161V160H41V158L39 159ZM58 157H60V156H58ZM65 157H66V156H65ZM18 158H20V157H18ZM49 158H50V156H49ZM70 158H72V157H70ZM74 158H76V157L74 156ZM45 159H46V158H44V160H45ZM51 159H52V163H54L53 158H51ZM58 159H59V158H58ZM62 159H63V158H62ZM76 159H77V158H76ZM78 159H79V158H78ZM33 160H34V158H33ZM35 160H36V159H35ZM35 160H34V161H35ZM55 160H57V159H56V156H55ZM60 160H61V157H60ZM69 160H70V159H69ZM69 160H68V161H69ZM71 160H72V159H71ZM92 160H93V159H92ZM23 161L25 162L24 164H28V163H26L25 159H23V157H22V162H23ZM48 161H50V160H48ZM48 161H47V163H48ZM57 161H58V160H57ZM72 161H73V160H72ZM77 161H78V160H77ZM31 162H32V158H31ZM35 162H36V161H35ZM61 162H63V160H62ZM70 162H71V161H70ZM92 162H93V161H92ZM262 162H264V161L259 162L260 164L257 162L256 165L254 164V166H253V165H250V164H249V166H248V165H247V166H248L250 169H251V166H253V167H255V170H256V171H258L257 169H259V170L261 171V168H258L259 166H258L257 164L262 165V166L264 167V164H263ZM41 163H46V162L43 161V162H41ZM55 163H56V162H55ZM55 163H54V164H55ZM68 163H69V162H68ZM74 163H75V162H74ZM74 163H73V164H74ZM80 163H81V162H80ZM103 163H104V162H103ZM110 163H112V162H110ZM110 163H109V164H110ZM35 164H37V163H34V166H35ZM49 164H50V163H49ZM54 164H53V167H54ZM61 164H64V162L61 163ZM86 164H87V161H86ZM90 164H91V163H90ZM114 164H115V163H114ZM18 165H19V164H18ZM21 165H23V164H21ZM30 165H31V164H30ZM46 165H47V164H46ZM46 165H44V166H46ZM58 165H59V164H58ZM58 165L55 166V167L59 168ZM74 165H75V164H74ZM77 165H78V164H77ZM80 165H81V164H80ZM101 165L104 166L103 164H101ZM116 165H117V164H116ZM125 165H126V164H125ZM31 166H32V165H31ZM34 166H32V168H33ZM63 166H64V165H62V167H63ZM72 166H73V165H72ZM72 166H71V167H72ZM87 166H89V165H87ZM92 166H93V164H92ZM105 166H106V165H105ZM111 166H112V167H110V168H113V165H112V164H111ZM247 166H245V169H246V170H247V168H246ZM257 166H258V167H257ZM262 166H261V167H262ZM25 167H27V166H23V168H25ZM35 167H36V166H35ZM47 167H48V166H47ZM51 167H52V166H51ZM55 167H54V168H55ZM64 167H66V166H64ZM67 167H68V166H67ZM71 167H70V168H71ZM74 167H75V166H74ZM80 167H81V166H80ZM114 167H115V166H114ZM39 168H40V167H39ZM82 168H83V166H82ZM118 168H119V167H118ZM37 169H38V168L36 167V170H37ZM75 169H76V168H75ZM89 169H90V168H89ZM89 169H88V170H89ZM250 169H248V171H250L249 173H247L246 170H245L246 173H244V172H243L244 169L242 170V174H244V176H242L241 173L238 174V175H241V176H242L241 181H242L243 177H246V175H248V174L250 175L249 178H248V177L246 178V180H249V182H248L247 184H251V185H249V186L246 184L247 181H246L245 179H243V180H245L244 183H238L240 180H239V179H236V181H235V180H234V178H235L234 175H233V176H234L233 178H232V177L230 178L231 181H233V183H234V182H235V183H238V185H239V184H240V185L243 184V185H241V186H242V189H244V187H246V188L248 189V190H247V189L245 188V189L248 191V192H247V191H245V192H247L246 194H247V197H249V199H248L247 197H245L246 194H245V192H244V190H243L244 197H243V199H241V200H243V202H244V198H246L247 201H249V200H250V201H254L255 199L258 200V199L256 198L257 196H256L255 193H254V194H255V198L252 197V198H254V200H253V199L251 200V199H250V196H252V195L254 196L253 192H256V193H258L257 191L260 192V190H259V188H258V187H260V186L262 187V190H264V189H263V186H264V185L262 186L263 183H260V184H259L260 186L258 185V183H259L260 181H261V182H262V181L264 182V178H263V177H260V176L263 175V174H261V173L264 172V169L262 168V170H263L262 172H259V171H258V173L261 174V175H259L257 172H256V174H255V175L258 174L260 178H259L258 176H254L253 168H252L251 170H250ZM41 170H45V169H44V168H43V169L40 168L39 171H41ZM58 170H59V169H58ZM71 170H72V172L74 171L72 168H71ZM88 170H86V171H88ZM92 170H93V169H92ZM105 170H106V168H105ZM121 170H122V169H121ZM123 170H124V169H123ZM37 171H38V170H37ZM39 171H38V173H39ZM48 171H49V170H48ZM62 171H64V170H62ZM62 171H61V172H62ZM90 171H91V169H90ZM93 171H94V170H93ZM126 171H127V170H126ZM135 171H137V170H135ZM30 172H31V171H30ZM34 172H35V171H34ZM41 172H42V171H41ZM41 172H40V173H41ZM53 172H54V171H53ZM55 172H56V171H55ZM65 172H66V170H65ZM94 172H95V171H94ZM109 172H111V170H110ZM137 172H138V171H137ZM31 173H32V172H31ZM238 173H239V172H238ZM49 174H50V173H49ZM91 174H92V173H91ZM93 174H94V173H93ZM98 174H99V173H98ZM127 174H128V173H127ZM236 174H237V173H236ZM245 174H246V175H245ZM37 175H40V174H37ZM46 175H48V174H46ZM53 175H56V174H53ZM64 175H65V174H64ZM73 175H74V174H73ZM75 175H76V172H75ZM125 175H126V174H125ZM142 175H143V174H142ZM49 176H50V175H49ZM69 176H70V174H69ZM136 176H137V175H136ZM241 176H240V177H241ZM50 177H51V176H50ZM92 177H94V176H92ZM110 177H111V175H110ZM112 177H113V176H112ZM137 177H138V176H137ZM253 177H256V179H254ZM35 178H37V177H35ZM47 178H48V177H47ZM62 178H63V177H62ZM71 178H72V177H71ZM71 178H70V179H71ZM75 178H76V177H75ZM75 178L73 177V179H75ZM77 178H78V177H77ZM77 178H76V179H77ZM130 178H132V177H130ZM141 178H143V177H141ZM236 178H238V176H236ZM257 178H258V179H257ZM93 179H94V178H93ZM95 179H96V178H95ZM98 179H99V178H98ZM124 179H125V178H124ZM230 179H229V180H230ZM42 180H43V179H42ZM54 180H55V179H54ZM80 180H81V179H80ZM111 180H112V178H111ZM127 180H129V179H127ZM237 180H239V181H237ZM29 181H30L31 183H28ZM57 181H58V180H57ZM60 181H61V180H60ZM63 181H64V180H63ZM71 181H73V180H71ZM96 181H97V180H96ZM116 181H117V180H116ZM123 181H124V180H123ZM123 181H121V182H123ZM138 181H139V179H138ZM43 182H44V180H43ZM49 182H50V181H49ZM54 182H55V181H54ZM65 182H66V181H65ZM74 182H75V181H74ZM229 182H230V181H229ZM229 182H228V181L226 182V184L228 183V184H227L228 186L231 185V183H229ZM40 183H41V184H40ZM44 183H45V182H44ZM55 183H56V182H55ZM69 183H70V182H69ZM77 183H78V182H77ZM27 184H31V185L28 186ZM39 184H40V185H39ZM45 184H46V183H45ZM47 184H48V183H47ZM47 184H46V185H47ZM65 184H66V183H65ZM120 184H122V183H120ZM143 184H144V183H143ZM244 184H246L248 187H247L246 185H244ZM252 184H254V186H252ZM52 185H53V184H52ZM131 185L133 186L132 183H131ZM235 185H236V184L232 185V187L235 186ZM255 185H258V187L256 186L257 189L255 188ZM60 186H61V185H60ZM118 186H119V185H118ZM143 186H145V185H143ZM236 186H237V185H236ZM251 186H252V188L254 187L256 191H255V190L252 191L253 189L251 188ZM48 187H49V186H48ZM48 187H47V188H48ZM124 187H126V185H125ZM237 187H238V186H237ZM237 187H235V188H237ZM249 187L252 189V190H251L252 193L249 192V190H250ZM261 187H260V189H261ZM44 188H45V187H44ZM49 188H50V187H49ZM49 188H48V189H49ZM58 188H59V187H58ZM60 188H61V187H60ZM68 188H69V187H68ZM74 188H75V187H74ZM77 188H78V187H77ZM114 188H115V187H114ZM133 188H135V187H133ZM141 188H142V187H141ZM240 188H241V187H240ZM48 189H47V190H48ZM64 189H65V188H64ZM69 189H70V188H69ZM71 189H72V188H71ZM45 190H46V189H45ZM60 190H61V189H60ZM107 190H108V189H107ZM124 190H126V189H124ZM262 190H261V191H262ZM238 191H239V190H238ZM47 192L50 194L49 191H47ZM58 192H60V191H58ZM64 192L66 193V190H65ZM79 192H80V191H79ZM95 192H96V191H95ZM119 192H120V191H119ZM123 192H125V191H123ZM123 192H122V193H123ZM239 192H240V191H239ZM241 192H242V190H241ZM21 193H22V194H23V193H26V194H25V196L22 197V198H21V197H17V196H19ZM62 193H63V192H62ZM65 193H63V195H64ZM106 193H107V192H106ZM108 193H109V192H108ZM249 193L252 194V195L248 196ZM260 193H261V192H260ZM60 194H61V193H60ZM79 194H80V193H79ZM123 194H124V193H123ZM127 194H128V193H127ZM261 194H262V193H261ZM53 195H54V194H53ZM65 195H66V194H65ZM65 195L63 196V198L66 197ZM69 195H70V194H69ZM108 195H109V194H108ZM121 195H122V194H121ZM121 195H120V197H122ZM125 195H126V194H125ZM259 195H260V194H259ZM259 195H258V196H259ZM22 196H23V195H22ZM50 196H51V195H50ZM57 196H58V194H57ZM59 196H60V195H59ZM242 196H243V195H242ZM9 197H11V198H13V199L15 198L14 201H13V199H11V198H10V199H11V201H13L16 205H14L13 202H11L10 204H11V205L13 204L14 206L10 207V206H9V203H8V206H9L10 208H9V211H7V210H4V209H7V206H6L7 204H6V202H7V199H9ZM16 197H17V198H16ZM46 197H47V196H46ZM72 197H73V196H72ZM83 197H84V196H83ZM18 198H19V199H18ZM51 198L53 199L54 197H51ZM66 198H67V197H66ZM73 198H74V197H73ZM215 198H216V197H215ZM221 198H222V197H221ZM228 198H232V197H228ZM260 198L262 199L263 196L261 195ZM260 198H259V199H260ZM52 199H51V200H52ZM69 199H70V198H69ZM222 199H223V198H222ZM246 199H245V200H246ZM261 199H260V200H261ZM263 199H264V198H263ZM121 200H122V199H121ZM231 200L234 201L235 199L233 198V199H231ZM236 200H237V199H236ZM64 201H66L65 198H64ZM239 201H240V200H238V202H237V201H236V202L239 203ZM247 201H245V202H246V203H249V202H250V201H249V202H247ZM117 202H119V201H117ZM240 202H241V201H240ZM245 202H244V203H245ZM255 202H259V201H255ZM49 203H51V202H49ZM79 203H80V202H79ZM237 203H236V204H237ZM246 203H245V204H246ZM253 203H254V202L249 203V204H253ZM52 204H53V203H51L50 206H54V205H52ZM55 204H57V203H55ZM229 204H230V203H229ZM242 204H243V203H242ZM249 204H246V206L249 205ZM255 204H259V203H255ZM3 205H4V209H3ZM232 205H234L235 207H237V206L235 205V201H234V203H233ZM253 205H254V204H253ZM5 206H6V207H5ZM116 206H117V205H116ZM116 206H115V208H116ZM120 206H121V205H120ZM250 206H251V205H250ZM47 207H46V209H47ZM54 207H55V206H54ZM60 207H61V206H60ZM232 207H233V206H232ZM235 207H233V208H235ZM11 208H12V209H11ZM230 208H231V206H230ZM230 208H229V210H228V208H227V210H228L229 212L231 211ZM238 208H240V207L238 206ZM44 209H45V208H44ZM49 209H50V208H49ZM52 209H53V207H52ZM52 209H50V210H51L50 212L52 213L51 215H54L53 213H55V212H54V210H53V212H52ZM64 209H65V208H64ZM231 209H232V208H231ZM10 210H11V211H10ZM61 210H62V209H61ZM227 210H226V211H227ZM236 210H239V209H237V208L235 209L234 218L236 217L235 214L238 213ZM5 211H7V212H5ZM55 211H56V213H58L57 210H55ZM94 211H96V210H94ZM36 212H35V213H36ZM45 212H49V211L46 210ZM86 212H87V211H86ZM6 213H8V214H6ZM33 213H34V212H33ZM38 213H41V211L38 212ZM38 213H37V214H38ZM214 213H216V212H214ZM226 213H227V212H226ZM226 213H225V215H226ZM240 213H241V211H240ZM257 213H258V212H257ZM262 213H264V212H262ZM262 213L260 214V215H261V218H259L258 216H256V217H257V218H256L254 214H253L254 216H252V217H254L255 220H256V219H257V220H261V219L264 217V214H262ZM10 214H11L12 216L14 215V216H13L14 218H17V220H18V225H16L15 223L12 222L13 220H12ZM43 214H44V213H43ZM43 214H42V215H43ZM58 214H59V213H58ZM58 214H55V215H54L55 217H57L56 220H58L59 223L64 224V223H62V222H63V218H62V216H60V215H58ZM219 214H220V212H219ZM232 214H233V213L229 214V215H231V218H230V216H226L227 219L230 218V219H229L230 222H231V220H232V218H233V217H232V216H233ZM238 214H239V213H238ZM238 214H237V216H238ZM9 215H10V216H9ZM47 215H48V214L46 213V216H47ZM49 215H50V214H49ZM56 215H57V216H56ZM93 215H94V214H93ZM93 215H91V216H93ZM240 215H241V218L238 217V219H239V218L242 219L243 214H239V216H240ZM27 216H28V215H27ZM29 216H30V215H29ZM39 216H40V214H39ZM247 216H250V214L247 215ZM262 216H263V217H262ZM32 217H33V216H32ZM40 217H41V216H40ZM48 217H49V216H48ZM55 217H54V218H55ZM226 217H225V218H226ZM245 217H246V216H245ZM28 218H29V217H28ZM234 218H233V219H234ZM236 218H237V217H236ZM40 219H41V218H40ZM243 219H244V216H243ZM247 219H248V218H247ZM250 219H251V218H250ZM15 220H16V219H15ZM34 220H37V219H35V217H34ZM38 220H39V218H38ZM41 220H42V219H41ZM236 220H237V219H236ZM255 220L252 219V221H254V222H255ZM257 220H256V221H257ZM262 220H263V219H262ZM262 220H261V221H262ZM60 221H61V222H60ZM90 221H91V220H90ZM234 221H235V220H234ZM234 221L232 220L233 224H238L237 222H239V220H238L237 222L235 221V223H234ZM261 221H258L257 223L260 224V223L263 222V221H262V222H261ZM15 222H16V221H15ZM29 222H30V224H28ZM213 222H214V224H215V221H213ZM227 222H229V221L227 220ZM38 223H39V222H38ZM257 223H256V224H257ZM19 224H20V225H19ZM226 224H227V223H226ZM259 224H258V225H259ZM21 225H22V226H21ZM58 225H59V224H58ZM64 225H65V224H64ZM263 225H264V224L262 223V226L260 225V228L263 227ZM59 226H60V225H59ZM61 226H62V225H61ZM66 226H65V227H66ZM21 227H22V228H21ZM24 227H26L27 229H26V228L23 229ZM62 227H63V226H62ZM63 228H64V227H63ZM260 228H258V231H259V232L261 231ZM70 229H69V230H70ZM86 229H87V228H86ZM91 229H92V228H91ZM217 229H219V228H217ZM247 229H248V228H247ZM247 229H246V230H247ZM62 230H63V229H62ZM248 230H249V229H248ZM254 230H255V229H254ZM254 230H253V231H254ZM4 231H5V232H4ZM58 231H59V230H58ZM64 231H65V230H64ZM64 231H62V232H64ZM66 231H68V230H66ZM66 231H65V232H66ZM255 231H257V230H255ZM255 231H254V232H255ZM7 232H6L5 234H7ZM214 232H215V231H214ZM247 232H248V231H247ZM250 232L253 233L251 230H250ZM263 232H264V229H263V231H262L261 233H263ZM21 233L24 235L23 239H21V237H20V234H21ZM59 233H60V232H59ZM87 233H88V232H87ZM251 233H248V234H251ZM5 234H4V235H5ZM62 234H63V233H62ZM62 234H61V235H62ZM65 234H66V233H65ZM1 235H2V234H1ZM1 235H0V236H1ZM21 236H22V235H21ZM249 236H250V235H249ZM253 236H256V235H254V234L252 235V234H251V237H252L251 240L253 239ZM263 236H264V233H263ZM1 237H3V236H1ZM259 237H260V236H259ZM259 237L257 236V238H256L257 240L254 239V240H256L255 242H257V245L260 244V243H258V242L261 240V239L259 240ZM59 238H60V237H59ZM211 238H212V237H211ZM260 238H261V237H260ZM84 239H85V238H84ZM214 239H215V238H214ZM262 239H263V238H262ZM0 241H1V240H0ZM2 241H4V240H2ZM263 241H264V240H263ZM4 242H5V241H4ZM29 242H30V243H29ZM41 242H42V243H43V242H44V243L46 242L47 245H46V247H45V250H46V251H45L42 255L40 254V251H39V254L41 255V256H40V255H38V253H37V252H38V251H37V248L34 246V244H35V245H36V244L39 245ZM42 243H41V244H42ZM0 244H2V243H0ZM41 244H40V245H41ZM261 244H263V242H262ZM261 244H260V247H259L260 249H261V247L264 246V244H263L262 246H261ZM23 245H24V244H23ZM37 245H36V246H37ZM21 246H22V245H21ZM70 246H71V245H70ZM0 247H1V246H0ZM34 247L36 248V250H35ZM38 247L40 248L41 246H38ZM42 247H43V244H42ZM254 247H256V244H254ZM5 248H6V247H5ZM43 248H44V247H43ZM82 248H83V247H82ZM84 248H85V247H84ZM236 248H237V247H236ZM238 248H239V247H238ZM249 248H250V247H249ZM240 249H241V248H240ZM243 249H244V248H243ZM262 249H263L262 251H264V248H262ZM39 250H41V249H39ZM3 251H4V250H1V248H0V264H7L8 262H6V260L8 259V260L10 261V260H12L13 258H12V259H9V257L7 258L6 255L3 253ZM41 251H42V250H41ZM176 251H177V250H176ZM190 251H191V250H190ZM254 251H256V249H255ZM260 251H261V250H260ZM260 251H259V252H260ZM174 252H175V251H174ZM177 252H178V251H177ZM191 252H192V251H191ZM195 252H196V251H195ZM195 252H194V254H196ZM257 252H258V251H257ZM257 252H256V253L251 252V253L256 254V255H257V254L260 255L259 252H258V253H257ZM82 253H83V250H82ZM175 253H176V252H175ZM226 253H227V252H226ZM226 253H225V254H226ZM246 253H247V252H246ZM263 253H264V252H263ZM11 254H10V255H11ZM197 254H200V253H197ZM197 254H196V255H197ZM204 254H205V253H204ZM223 254H224V252H223ZM227 254H228V256H229V258H228L229 260H227V261H228V264H235V263H233V261L235 260L234 258H236V260H237V259H240V258L235 257L234 255H233V256L231 255L232 258H230V257H231L230 254H232V253H227ZM253 254H252L251 256H253ZM12 255H11L10 257H13ZM191 255L193 256V253H192ZM191 255H190V258L193 259V257H194L193 260H195V259H197V258L200 257V256L198 255L199 257L196 256L197 258H195V255H194L193 257H192ZM201 255H202V257H203V254H201ZM244 255H245V254H244ZM248 255L250 256V253H249ZM256 255H255V256H256ZM262 255H263V254H262ZM225 256H226V255H224V257H225ZM237 256H239V255H237ZM242 256H243V255H242ZM242 256H241V257H242ZM245 256H246V255H245ZM176 257L178 258L179 255L176 254ZM205 257H206V256H205ZM233 257H234V258H233ZM243 257H244V256H243ZM247 257H248V256H247ZM256 257H257V256H256ZM256 257H255V258H256ZM23 258H25V257L23 256ZM154 258H155V257H153V259H154ZM170 258H171V259H169V258H168V259L171 260V261H173V260H172V257H170ZM207 258H208V257H207ZM209 258H210V257H209ZM220 258H221L222 261H223V259H226L227 256H226V258H222V256H220ZM245 258H246V257H245ZM261 258H263V257H261ZM261 258H257V259H255V260H253V261H252V260L249 261L250 259H249V257H248L247 260H244V261L242 260V261H240V262H238V263H239V264H264V262H263L264 259L262 260ZM70 259H71V258H70ZM157 259H159V258L157 257ZM157 259H156V260H157ZM160 259H161V257H160ZM168 259H166V261H162L163 264H166ZM192 259H191V260H192ZM199 259H201V257H200ZM203 259H204V258H203ZM203 259H201V260H202V262H204V264L207 263V261L209 260V259L207 260V259L205 258V260H207V261L205 262V260H203ZM233 259H234V260H233ZM8 260H7V261H8ZM13 260H14V259H13ZM26 260H27V259H26ZM156 260H155V262H156ZM161 260H164V259H161ZM161 260H158V262H156V263H158V264L162 263ZM201 260H200V261H201ZM231 260H233V261H231ZM22 261H24V259H22L21 262H22ZM145 261H146L147 263H149V262H152L153 260H152V261H149V260L147 261V260H145ZM145 261H144V264H146ZM159 261H160V262H159ZM200 261H199V262H200ZM237 261H238V260H237ZM5 262H6V263H5ZM11 262H12V261H11ZM21 262H20V264H22ZM165 262H166V263H165ZM169 262H170V261H169ZM169 262H168V264H169ZM176 262H179V261H176ZM208 262H209V261H208ZM224 262H225V260H224ZM26 263H27V262H26ZM26 263H24V264H26ZM28 263H29V262H28ZM142 263H143V261H142ZM142 263H141V264H142ZM200 263H201V262H200ZM209 263H210V262H209ZM213 263H214V262H213ZM213 263H211V264H213ZM9 264H12V263H9ZM13 264H14V263H13ZM101 264H103V263H101ZM135 264H136V263H135ZM137 264H139V263H137ZM170 264H177V263H175V262L173 261V262L170 263ZM178 264H180V263H178ZM181 264H183L182 261H181ZM185 264H187V262H186ZM207 264H208V263H207Z\"/></svg>","mask_w":264,"mask_h":264}]
</instances>
